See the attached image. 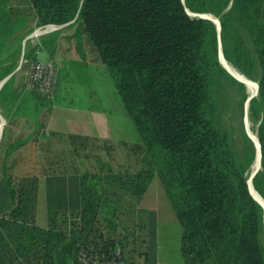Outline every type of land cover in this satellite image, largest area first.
I'll return each instance as SVG.
<instances>
[{"label": "trees", "instance_id": "1", "mask_svg": "<svg viewBox=\"0 0 264 264\" xmlns=\"http://www.w3.org/2000/svg\"><path fill=\"white\" fill-rule=\"evenodd\" d=\"M29 4L38 26L78 25L76 36L85 35L106 64L140 142L126 144L136 155L135 163L115 171L110 140L68 135L72 151L55 163L91 153L83 156L93 158L100 170L82 175L77 203L64 199L61 205L48 207L45 227L36 221L38 177L0 181V194L9 190L11 197L3 210L8 216L0 212V257L23 259L24 264H74L82 244L100 252L131 247L123 252L127 259L143 257L144 264H157L152 214L149 228L147 222L139 224L148 230L144 250L138 247L137 233L127 232L129 226L118 238L111 236L117 232L120 214L129 212L128 198H141L157 177L181 226L184 264L209 260L264 264V209L251 195L247 177L256 147L244 130L238 147L233 132L221 122L216 95L228 79L245 98L246 88L220 64L215 23L187 12L220 17L225 58L259 83L250 115L260 121L262 168L253 184L264 198V0H29ZM16 15L0 7V81L18 64L10 60L9 52V41L20 38ZM36 49L31 47L25 59H31ZM14 80L15 74L1 88L0 99L19 111L21 93L14 89ZM27 97L29 117L42 126L39 118L48 99L34 91ZM18 144L7 148L6 157ZM94 149H106L109 161L101 160ZM87 177L94 182L87 184ZM97 177L102 180L100 190Z\"/></svg>", "mask_w": 264, "mask_h": 264}, {"label": "crops", "instance_id": "2", "mask_svg": "<svg viewBox=\"0 0 264 264\" xmlns=\"http://www.w3.org/2000/svg\"><path fill=\"white\" fill-rule=\"evenodd\" d=\"M0 7L7 12L17 13L14 20L17 25L16 28L19 29L20 38L9 41V48L16 47L17 49L18 45L26 42L31 47H35L40 43L42 45L40 47V59L43 61L52 60L59 68L55 96L46 100L48 104H45L48 106L44 107L39 118V123L41 122L42 126H37L28 113V91L25 86L30 65L29 68L26 67L28 65L20 68L21 70L17 75L19 80H16L14 86L16 91L22 92L21 106L23 109L20 108L19 112L14 114L8 113L7 119L0 115L2 118V121L0 119V172L2 174L0 181L7 177H18L14 180L27 175H36L38 177L39 195L36 205V221L39 226L45 227L48 222V207L50 205L53 207L59 206L64 203V199L67 204L77 203L82 175L86 172L96 173L100 170L96 166H74L73 164L77 163V159L74 157L75 159L71 160V154L69 163H55L64 159L65 156H69L67 152L70 153L72 151V147L67 140L68 135L88 136L99 140V142L101 140L117 141L122 139L120 140L121 142L132 141L138 143L140 139L133 132L131 133L132 139H124L120 134L122 132V123L123 121V125L129 123L124 116V110L116 112L121 117L115 116L113 112L108 111L104 107L102 100L95 98L98 97L94 90L95 85H97V79L99 77L100 81H102L103 77H107L108 70L88 38L85 35L76 36L77 24L68 23L59 25L60 27L56 29L51 28L41 34L40 39L35 40L30 37V33L38 27V24L35 10L29 4V0H0ZM16 60L18 61V59ZM17 73L15 69L8 76L16 75ZM84 76L87 78L84 79ZM62 89L66 92L67 98L79 99L82 104L77 105L74 101H62L59 95ZM24 93L26 94L25 97L23 96ZM14 141L19 142V146L15 147L9 156L6 157V150L14 144L12 143ZM62 141L64 143L63 146L60 144ZM114 169L117 171L119 168L115 167ZM84 179L87 184L94 182L92 178L87 177ZM95 181H99L100 186L102 185V180L99 177ZM65 190H67L66 193ZM159 191L164 193L159 179L154 177L146 193L141 198H128L127 203L133 207H130V212L135 213L132 217L129 215L130 212L122 213H126V218L123 216V220H125L127 225L131 224V227L136 228V225L140 227V223L145 224V222H148V220H145V216L144 219H139V210H145L146 213L144 214L147 217L153 214L156 232L157 264H184L181 253V257L177 261L165 260L160 257L162 249H160L159 245V222L175 223L177 218L173 207L168 202L169 200H164L162 208L157 206L158 200L156 198L159 195ZM10 202L9 190H4L0 194V212L6 214V216H8V213L3 210ZM8 247L10 249L13 248L14 251V246L11 243L8 244ZM177 250L180 252V244L177 246ZM0 259V264H15L19 261L24 264L23 259L13 260L12 258L2 259L1 257ZM139 260L142 261L137 262H144L143 257Z\"/></svg>", "mask_w": 264, "mask_h": 264}, {"label": "rangeland", "instance_id": "3", "mask_svg": "<svg viewBox=\"0 0 264 264\" xmlns=\"http://www.w3.org/2000/svg\"><path fill=\"white\" fill-rule=\"evenodd\" d=\"M192 13H194V12H192ZM210 14H212V13H210ZM212 15H214V14H212ZM214 16L220 20V17H218L216 15H214ZM39 27H41V26L36 27L30 34L34 33ZM40 38H41L40 36L39 37H36V36L33 37V39H35V40H38ZM220 39H221V36H220ZM221 44H222V41H221ZM219 47H220V40H219ZM30 48H31V46L28 42L18 45V49H16V47L15 48H9V52L10 51L12 52V57L10 58V60L14 61V60L18 59V64H17V68H16V71L18 73L15 75V80H14L15 83H16V80H19L17 78V75L19 74V72L21 70L20 68L22 66L25 67L26 65H28L26 67L29 68V62L26 61L24 56H25V53ZM58 78H59V75H58ZM86 78L87 77L84 76V79H86ZM234 79H236V78H234ZM251 80L254 83L258 82L255 79H251ZM238 82H240V81H238ZM240 83H242V82H240ZM256 85H257V83H256ZM244 86L246 88L245 89L246 94H247L246 98L244 97L241 88H239L236 84H234L230 79L225 80L223 86H220L219 87L220 89H218L216 91V95H217L218 102H219V115H220L221 122H222L223 126H225L226 128L230 129L233 132V136L236 140V144L238 145V147H241V145H242V130H244L246 132L247 136L249 137L248 132H249V129L251 128L252 130L256 131V134L258 136V127L260 125V121L258 122L257 120H255L250 115V103H249V106L247 105L249 95H248V91H247V86L246 85H244ZM95 88H94V90L97 93L98 97H95V96L94 97L98 100H102V104H104V107L108 111L113 112V114L115 116L121 117V115L116 113V112H120L121 110H124V112H125L124 116L128 120L129 123L127 125H123L124 124V121H123L122 127H121L122 132H120L121 136L124 139L129 140V139H132L131 133L133 132V134H135V136L137 138H139L136 127H135L132 119L128 116V114L126 113V111L124 109V105H123L121 96H120L117 88L115 87L114 81L111 78L110 74L108 73L107 77H103L102 81H100V79L98 77L97 85H95ZM20 93H22V92L19 91V94ZM59 95H60V99L62 101H65V102L74 101V103L77 105L82 104V102L79 99L73 100V98H67L66 92L64 91V89H62L60 91ZM256 97H258V95H256L254 98H256ZM10 101H11V98H10ZM18 101H19V99H16V103ZM15 105H17V104H15ZM19 107L22 108L21 105ZM11 112L13 114L16 112H19L17 109V106L13 107V105H8L7 101L5 102L4 99H0V115L4 116L5 119H7L6 117H7L8 113L11 114ZM4 128H5V126H4ZM120 140H122V139H120ZM120 140L111 141L112 146H113V148L111 150V155L113 158H111V161H112V164H114V166L116 168L120 167L121 165H128L131 163H135V161H136V155L132 151L128 150V147H127L128 145H132L135 143L132 141L121 142ZM139 142L140 141H138V143ZM12 143H15V141ZM60 144L63 146L64 145L63 141ZM126 144H128V145H126ZM91 146H92V144H91ZM91 146H89V149L92 148ZM256 151H257V149H256ZM89 152H92V151H89ZM93 152L96 153V152H100V151H97V149H94ZM83 154H91V153L81 152V154H80L81 158L77 159V163L73 164V165L77 166V167H84L85 166L84 164H86L88 167L94 166V159L91 157L85 158L83 156ZM98 155H100L101 160H108L109 161V156L107 155L106 149H104L103 151L98 153ZM253 164H254V162H253ZM251 168H250V170H251ZM250 170L248 171V174H249ZM0 176H2L1 172H0ZM16 178H18V177H14L13 179H16ZM2 185H3V183H2ZM98 186L100 187V185H98ZM99 187H97L98 190H100ZM43 193H44V189H43ZM164 194L165 193H160V191H159V195H157V198H156L158 200L157 206H159L161 208L163 207L164 200L168 201L166 195H164ZM261 199L264 200L263 197H261ZM128 207L130 208L131 205H128ZM131 208H133V207H131ZM131 208L129 209V212H130ZM134 213L135 212L131 211L129 214L130 217H132ZM125 214H121L119 216L120 220H119V223L117 226V232L115 229V232H113L111 236L118 238L119 237L118 233H123L124 231L126 232L125 227L129 226V228H127V232H130V231L136 232L137 235L139 236V238L137 239L138 247L140 246L144 249L147 246V243L144 242V238H145L144 236L148 234V230L143 229L137 225L135 226L136 228H134L133 226L131 227L130 226L131 224L127 225L125 220H123V216H124V218H126ZM144 216H145V220H148L147 224H149V226H148V228H149L152 224V222H151L152 219H151V217H147L144 213H139V219L140 220L144 219ZM152 216H153V214H152ZM153 218H154V216H153ZM154 222H155V220H154ZM99 224H101L104 227V232L107 233L108 228H106V225L102 221H99ZM180 236H181V226H180L178 220L175 223L166 222V221H160L159 222V245H160V249H162L160 251V257L162 259L174 260V261L179 260V258L181 256H180V252L177 250V246L180 244ZM88 248H91V247L88 246ZM129 248H131V247H127V249L126 250L124 249V251L119 247L117 249L121 252L122 257L125 261L135 262L136 259H129V258L127 259L126 257H124L123 252H125V254H126V252H128V250H129ZM92 249H94V247H92ZM156 257H155V259H156ZM140 258L141 257H138L137 260L142 261V260H139ZM206 264H215V263L213 262V260H209Z\"/></svg>", "mask_w": 264, "mask_h": 264}, {"label": "built area", "instance_id": "4", "mask_svg": "<svg viewBox=\"0 0 264 264\" xmlns=\"http://www.w3.org/2000/svg\"><path fill=\"white\" fill-rule=\"evenodd\" d=\"M51 27L56 29L60 26L56 24L43 25L36 30L41 31L38 35L35 34V31L30 37H39L47 30H50ZM41 46L38 43L33 58L31 60L26 59L30 68L25 89L37 92L47 99H52L57 89L59 68L52 60L43 61L40 59ZM74 264H144V262L125 261L118 249L111 252H100L81 245L76 254Z\"/></svg>", "mask_w": 264, "mask_h": 264}, {"label": "water", "instance_id": "5", "mask_svg": "<svg viewBox=\"0 0 264 264\" xmlns=\"http://www.w3.org/2000/svg\"><path fill=\"white\" fill-rule=\"evenodd\" d=\"M188 14L193 17V18H206V19H209L211 20L212 22L215 23V25L217 26V29H218V33H219V40H220V47H219V61H220V64L225 68L226 71H228L234 78H236L238 81L242 82L244 85L247 86L246 82L240 80L239 78H237L223 63L225 59L224 57V54H223V50H222V44H221V39H220V31H221V24H220V20L217 18V21L212 19L210 15V13H191L189 11V9L187 10ZM214 16V15H213ZM11 76H7L5 77L2 81H0V89L3 87V85L6 83V81L10 78ZM257 83V91L255 94H251L248 98V103L247 105L249 106V103H250V100L253 99L256 95H258L259 93V83ZM1 121H2V118L0 117ZM2 128V127H1ZM3 129V128H2ZM1 129V130H2ZM248 135L249 137L251 138V140L254 142L255 146H256V159L255 161L257 160L258 158V161H259V166L257 167V169L252 173L251 175V179L253 181V178L255 177V175L259 172V170L262 168V165H261V159H262V152H261V144L259 142V138L257 136V140L255 141L254 138L252 137V135L249 134L248 132ZM259 154V155H258ZM254 161V162H255ZM248 186H249V190H250V193L251 195L253 196V198L261 205V207L264 209V204L262 203L261 200H259V198H257L253 193H252V190H251V187H250V183L248 181Z\"/></svg>", "mask_w": 264, "mask_h": 264}, {"label": "bare ground", "instance_id": "6", "mask_svg": "<svg viewBox=\"0 0 264 264\" xmlns=\"http://www.w3.org/2000/svg\"><path fill=\"white\" fill-rule=\"evenodd\" d=\"M190 11V10H189ZM191 12V11H190ZM192 13V12H191ZM212 19L217 21V18L213 15H210ZM52 28V27H51ZM41 31H36V35H38ZM224 65L240 80L246 82L247 84V91H248V95L250 96L251 94H255L257 91V85L256 83H254L249 77H247L246 75H244L238 68H236L233 64H231L229 61L224 60L223 61ZM249 133L250 135H252V137L254 138V140H257V134L256 131L252 130L251 128L249 129ZM259 155V154H258ZM259 166V161L258 158L257 160L254 162L249 174H248V181L250 183V187L252 190V193L259 198V200L262 201V203L264 204V200L261 199V195L260 193L255 189L253 181L251 179V175L252 173L257 169V167Z\"/></svg>", "mask_w": 264, "mask_h": 264}]
</instances>
